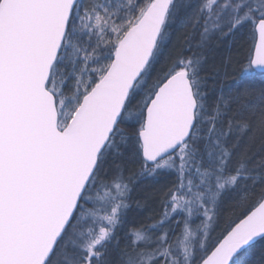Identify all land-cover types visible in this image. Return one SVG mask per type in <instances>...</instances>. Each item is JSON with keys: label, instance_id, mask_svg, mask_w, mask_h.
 Listing matches in <instances>:
<instances>
[{"label": "snow or ice", "instance_id": "obj_1", "mask_svg": "<svg viewBox=\"0 0 264 264\" xmlns=\"http://www.w3.org/2000/svg\"><path fill=\"white\" fill-rule=\"evenodd\" d=\"M0 264H264V0H0Z\"/></svg>", "mask_w": 264, "mask_h": 264}, {"label": "trees", "instance_id": "obj_2", "mask_svg": "<svg viewBox=\"0 0 264 264\" xmlns=\"http://www.w3.org/2000/svg\"><path fill=\"white\" fill-rule=\"evenodd\" d=\"M248 47L249 44L246 39H237L235 43H225L218 46L214 63L216 66L224 64L228 72L227 78L221 81L222 84H232L235 80L240 79L239 62L247 56ZM132 218H136L135 213L130 216V219Z\"/></svg>", "mask_w": 264, "mask_h": 264}]
</instances>
